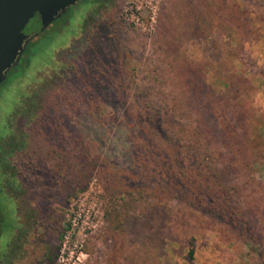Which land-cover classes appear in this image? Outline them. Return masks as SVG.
<instances>
[{"label": "rangeland", "instance_id": "obj_1", "mask_svg": "<svg viewBox=\"0 0 264 264\" xmlns=\"http://www.w3.org/2000/svg\"><path fill=\"white\" fill-rule=\"evenodd\" d=\"M172 1L113 0L98 7L84 6L82 0L28 43L24 54H36L25 71L21 58L6 72L0 84V133L19 92L21 98L40 93L45 107L35 124L23 123L34 140L29 151L10 157L19 174L16 187H23L26 197L35 201L42 225L38 234L27 235L18 255L3 253L2 264H113L112 220L115 214L132 213L120 193L144 184L130 164L129 146L137 131L131 110L140 90L148 89L154 98L163 89L153 82L160 65L153 36L158 13L162 7L171 8ZM203 1L216 6L218 0ZM225 1L240 10H233L241 22L233 35L241 43H235L238 54L231 60L232 70L251 81L252 104L264 117V97L256 96L264 77V0ZM204 41L193 36L183 43L193 62L200 61ZM94 66L101 68L96 76ZM206 81L222 88L210 73ZM253 169L254 179L264 185V164L256 163ZM3 208L0 205V213ZM211 217V226L199 232L166 228L157 264H260L264 218L256 239L259 247L231 239L221 229V219ZM1 223L8 225L5 218Z\"/></svg>", "mask_w": 264, "mask_h": 264}, {"label": "trees", "instance_id": "obj_2", "mask_svg": "<svg viewBox=\"0 0 264 264\" xmlns=\"http://www.w3.org/2000/svg\"><path fill=\"white\" fill-rule=\"evenodd\" d=\"M112 1L97 0V6ZM182 2L172 1L171 8L162 7L157 16L153 44L160 65L153 82L163 89L154 98L142 89L134 98L131 113L137 131L129 157L144 184L120 193L122 204H129L132 213L115 214L112 220L113 264H157L166 228L199 232L211 226V215L221 219V229L231 239L262 245L256 239L264 218V185L254 179L253 165L264 164V117L252 104L251 81L231 67L241 43L233 35V28L241 23L234 12L240 10L225 0H218L216 6L203 0ZM29 22L38 25V15ZM193 36L205 40L199 62L189 59L182 48ZM28 43L18 59L23 60L22 72L36 54H24ZM93 72L96 76L101 68L94 66ZM207 73L222 84L221 89L206 81ZM24 102L29 110L21 109ZM18 104L11 122L15 117L21 122L28 111V124H35L45 107L40 93L23 97ZM17 128L16 136L0 133L2 164L7 153L29 151L34 141L32 132L21 131L19 124ZM263 249L262 245L260 264H264Z\"/></svg>", "mask_w": 264, "mask_h": 264}, {"label": "flooded vegetation", "instance_id": "obj_3", "mask_svg": "<svg viewBox=\"0 0 264 264\" xmlns=\"http://www.w3.org/2000/svg\"><path fill=\"white\" fill-rule=\"evenodd\" d=\"M80 1L75 3L74 6L78 5ZM86 2L87 3L84 6H87L89 4H95L97 6V0H86ZM80 7L83 6H79L76 9H79ZM30 19L31 18L28 19V21L23 26L21 31L24 34H35L32 37L34 38L38 34V31H40L39 30L40 23H38V25L36 23L35 24L31 23L29 22ZM67 19L70 18L67 17ZM30 40H28L27 43ZM19 93L23 94V92L22 93L19 92ZM20 94L18 96L17 104L21 99ZM17 104H15L8 113V117L6 119L5 124L3 123L1 125V127L3 128V131L1 133L4 136L19 135L20 132L18 131L17 128L18 124L21 125V131L26 130L23 127V123L24 124L28 123L27 121L29 115L28 111L25 114V118L24 117L22 118L21 122L16 123L17 121L16 117L14 118V122H11L12 120L9 121V118H11V114L14 111L15 107L20 105ZM22 105L23 106L26 105V106L25 108L20 107L21 109L29 110L28 104H25L24 102ZM11 154L12 153H7L6 156L4 157V164L0 163V205L4 206L2 213H0V235L2 231H5L4 234L2 233L4 238L3 241L1 240L3 244L2 247L0 245V264H2V262L4 261V259L3 260L1 259L3 253L7 254L8 256L18 255V253L24 248L23 244L27 238V235L38 234L39 228L42 225L40 219L37 218L38 208L35 205V201H32L26 197L23 187L20 186L16 187L15 182H17L16 179H18L19 174L17 173V171L15 172L13 171L14 165L11 162V158H10ZM4 218L7 221L8 225L6 223L4 224V226L2 225L1 222ZM49 252L51 254L52 251ZM46 256L49 257L48 253H46Z\"/></svg>", "mask_w": 264, "mask_h": 264}, {"label": "water", "instance_id": "obj_4", "mask_svg": "<svg viewBox=\"0 0 264 264\" xmlns=\"http://www.w3.org/2000/svg\"><path fill=\"white\" fill-rule=\"evenodd\" d=\"M79 0H0V82L14 66L25 44L35 34L21 29L35 13L41 31Z\"/></svg>", "mask_w": 264, "mask_h": 264}, {"label": "crops", "instance_id": "obj_5", "mask_svg": "<svg viewBox=\"0 0 264 264\" xmlns=\"http://www.w3.org/2000/svg\"><path fill=\"white\" fill-rule=\"evenodd\" d=\"M259 80H261L262 82H261V87L259 88V90L256 91V96L257 97H264V77L262 79V76H260ZM262 100H264V98H262Z\"/></svg>", "mask_w": 264, "mask_h": 264}]
</instances>
